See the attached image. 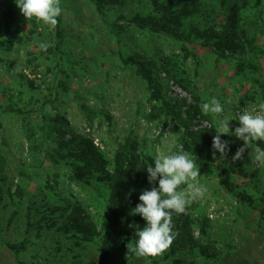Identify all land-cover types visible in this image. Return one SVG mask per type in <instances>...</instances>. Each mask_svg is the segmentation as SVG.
Segmentation results:
<instances>
[{
	"label": "rangeland",
	"instance_id": "rangeland-1",
	"mask_svg": "<svg viewBox=\"0 0 264 264\" xmlns=\"http://www.w3.org/2000/svg\"><path fill=\"white\" fill-rule=\"evenodd\" d=\"M149 1L111 5L110 19L121 13L128 19L137 12L146 14L151 10ZM202 5V12L186 20L184 29L188 30L191 24L223 21L219 0H204ZM60 6L62 13L57 19L63 30V45L58 47L57 25L37 22L35 18L22 26L19 42L8 40L4 11L8 7L21 11L15 0H0V38L8 46L0 50V155L4 159L1 174L6 175L12 191L22 186L27 199L39 195L52 203L79 202L102 227L101 191L96 185L79 180L73 166L55 161L50 155L57 142L49 140L43 124L57 113L66 116L72 131L92 139L109 167L119 143L130 132L136 135L142 154L154 157L158 149L170 154L181 146L187 151L185 128L177 119L165 113L151 118L160 102L153 99L137 65L126 61L130 56L142 55L157 64L155 75L168 100H173L169 93L171 80L181 87L182 94L190 96L194 105L191 111L186 110L189 119L203 114L202 103L212 97L219 100L223 113L208 114V126L203 130L216 128L217 120L223 116L237 118L244 110L259 111V104L264 103V54H252L253 67L242 69L238 60L221 58L199 39L183 41L134 23L118 34L102 21L91 0H61ZM241 24L264 48V0H249L242 10ZM41 43L50 45L47 51L40 48ZM164 57H170L169 68L175 77L164 69ZM84 105L96 111L92 121L86 116ZM229 124L234 132L239 121L232 119ZM225 135L231 137L236 149L244 144L235 135ZM256 147V141H252L245 149L251 155L250 161L241 159L238 163L247 167L249 174H231L233 191L223 183L221 162L213 163L210 174L199 170L198 181L207 192L187 205L185 212L197 222L196 236L200 235L199 220L208 219L205 240L214 243L220 253L217 258L197 252L181 254L188 264H264V166L253 161ZM185 187L182 185L181 189ZM9 218L10 209L1 205L0 228L5 233L8 227L7 238L16 243L24 241L26 249L17 254L0 242V264H70L76 260L72 256L77 252H82V264L99 259L98 243L78 249L54 229L45 228L40 236L37 231H27L25 207L18 210L10 225ZM123 242L131 241L114 237L109 264H154L148 257L125 252ZM71 247L77 250L71 252ZM158 261L166 264L162 255ZM168 264L176 263L169 260Z\"/></svg>",
	"mask_w": 264,
	"mask_h": 264
},
{
	"label": "trees",
	"instance_id": "trees-1",
	"mask_svg": "<svg viewBox=\"0 0 264 264\" xmlns=\"http://www.w3.org/2000/svg\"><path fill=\"white\" fill-rule=\"evenodd\" d=\"M91 1L95 4L102 21L118 34L124 32L129 24L134 23L139 28L163 33L183 41L199 39L203 46L212 48L221 58L238 60L242 69L253 67L250 62L252 54H264V48L256 44L255 37L250 36L241 24L242 10L248 6L249 0H219L224 13L222 22L210 21L204 25L191 24L188 30L184 29L186 20L202 12L204 0H150V12L146 14L137 12L129 19L128 16L121 13L114 20L110 19V6L126 5L130 3L129 0ZM4 17L6 38L19 42L22 39V26L28 19H25L22 13H18L12 7L5 9ZM57 34L59 37L57 45L61 47L63 45V30L60 21L57 24ZM7 48L6 41L0 38V50ZM144 57L133 55L126 61L137 65L139 73L148 83L153 99L160 102L159 106L154 107L156 109L154 112H156L152 114L151 118L165 113L177 119V122L185 128L184 137L187 140V152L193 157L199 170L210 174L213 163L221 162L224 165L223 172L225 174L223 183L233 191V184L229 181L231 174L239 172L248 175L249 172H247V167L238 164L239 160H232L237 149L231 144L233 143L231 137L220 134L222 140L229 141V150L225 156H220V153L216 151V155L213 157L215 150L212 148V140L213 136L217 134L215 128L195 130L192 119L182 115L185 102L173 103L172 100H168L164 96V86L155 75L157 64ZM168 58H163L162 65L170 75L175 77L176 75L169 68L170 57ZM178 81L183 84L182 79L178 78ZM83 109L88 119L92 121L96 116V111L87 105H84ZM202 117L207 118L208 116L202 114ZM43 129L49 140L57 142L51 148V157L55 161H64L73 166L79 180L87 184H94L101 191L104 211L102 227L87 214L86 208L79 202L67 200L65 204L52 203L39 195L27 199L26 191L19 185L12 191L6 175L1 174L3 173L4 159L0 155V207L3 205L10 209L8 224L10 225L15 219L18 210L25 207L27 231H37L36 233L40 236L45 228L54 229L59 236L71 240L78 249H85L83 245L98 243L99 259L92 264H109L114 237L124 238L134 244L138 239L136 231L146 225V221L139 214H133L132 211L140 203L139 196L143 190H151L153 186L148 182L147 167L154 166V157L139 151V141L134 132H130L125 140L119 143L114 153L112 166L109 167L108 162L91 138L77 134L70 129V123L66 116L55 114L50 122L43 124ZM69 132L71 136L68 137ZM31 136L32 134H29L30 138ZM256 144L264 149V141H256ZM250 156L249 152L244 151L242 160L249 162ZM155 186H158V181L155 182ZM48 187L53 188L54 186ZM8 198L11 199V202L8 201ZM11 204L14 207H9ZM172 221L173 230L177 231L179 235L162 254V259L166 260V264L169 260L176 264H188L181 254L192 252L210 258L219 256L220 252L216 245L205 240L209 227L207 218L199 220V236L194 233V225H197V222L185 211L182 214L173 213ZM8 229L7 227L3 233L4 230L0 228V242L17 254L25 250L26 243L24 241L16 243L7 238ZM57 244L61 245V241L58 240ZM126 245L127 243L123 242L124 250L128 253ZM59 249L62 250L61 247ZM68 249L71 252L77 250L75 247ZM80 257H82V252H77L75 256H72L76 260L70 264H82ZM148 258L154 264H160L158 261L160 255Z\"/></svg>",
	"mask_w": 264,
	"mask_h": 264
},
{
	"label": "clouds",
	"instance_id": "clouds-1",
	"mask_svg": "<svg viewBox=\"0 0 264 264\" xmlns=\"http://www.w3.org/2000/svg\"><path fill=\"white\" fill-rule=\"evenodd\" d=\"M17 7L25 19L35 18L50 26L58 24V17L62 13L61 0H15ZM50 45L41 43L40 48L47 51ZM203 114L220 116L224 109L216 97L200 105ZM236 119L239 126L232 130L229 121ZM213 136V157L216 151L225 156L229 150V141L222 140L220 134L235 135L244 141L232 157L233 161L241 160L246 148L252 141H264V103L259 104V111L255 108L244 110L237 118L223 116L217 120ZM253 161L264 166V149L255 148ZM148 182L151 190L145 189L139 196V201L133 209V214H139L146 225L136 231L138 239L135 243L129 242L126 247L128 253L137 257H156L162 255L179 235L174 231L173 213L182 214L187 205L197 198H203L207 188L200 184L199 168L195 161L181 146L179 151L164 154L160 149L154 156V166L147 167ZM158 179V186L155 182ZM182 185H186L181 189Z\"/></svg>",
	"mask_w": 264,
	"mask_h": 264
},
{
	"label": "built area",
	"instance_id": "built-area-1",
	"mask_svg": "<svg viewBox=\"0 0 264 264\" xmlns=\"http://www.w3.org/2000/svg\"><path fill=\"white\" fill-rule=\"evenodd\" d=\"M163 75H165V73H163ZM169 87H170L169 93L171 97L173 98L172 102L181 103L182 101H184L185 103L182 108L183 112H185L184 117L189 118L186 115V110L188 112L191 111L192 106L194 105L192 100H190L191 99L190 96H188L187 94H182L181 87H179L178 84H176L174 80H171L169 82ZM192 119H193V128L195 130L203 129L208 126L207 120L203 118L202 115H194Z\"/></svg>",
	"mask_w": 264,
	"mask_h": 264
}]
</instances>
